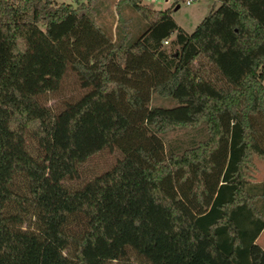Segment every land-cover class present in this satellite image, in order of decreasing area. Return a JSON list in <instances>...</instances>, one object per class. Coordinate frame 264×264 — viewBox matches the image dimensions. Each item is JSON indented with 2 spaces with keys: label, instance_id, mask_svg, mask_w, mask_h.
I'll use <instances>...</instances> for the list:
<instances>
[{
  "label": "trees",
  "instance_id": "16d2710c",
  "mask_svg": "<svg viewBox=\"0 0 264 264\" xmlns=\"http://www.w3.org/2000/svg\"><path fill=\"white\" fill-rule=\"evenodd\" d=\"M98 1L0 0V264H264V0H217L190 32L173 4L116 0L140 31L98 25L85 64ZM153 91L182 117L146 121ZM101 150L119 156L82 175Z\"/></svg>",
  "mask_w": 264,
  "mask_h": 264
},
{
  "label": "rangeland",
  "instance_id": "374dc122",
  "mask_svg": "<svg viewBox=\"0 0 264 264\" xmlns=\"http://www.w3.org/2000/svg\"><path fill=\"white\" fill-rule=\"evenodd\" d=\"M56 1L70 2L73 4L75 3V0ZM115 1L116 0H99L90 12L89 16L92 20L88 17H83L76 24V26H78V29L83 32V36H85V38H88V40L93 41L89 51L86 52V55L82 58L85 64H90L111 41L98 31V25L109 27L111 33L113 34L115 21L117 17L121 16L122 14V16L126 18V28L131 35H133L134 32V34L136 35L138 31H140V29L137 28L138 25L142 22V19H140L134 11L126 8L125 6L122 7L121 2H119L118 6H115ZM217 4V0H194L189 4H185L182 1H179L176 8H174L173 6L170 7L169 13L177 25H179L185 31L190 32L193 29L194 25H196L198 21L207 14L210 5L216 6ZM169 5V2L160 1L159 3L152 4V7L165 8ZM83 53L85 54V52ZM135 60L138 65L140 63L142 65H152L149 62V59L145 56L135 58ZM169 106L176 107L172 111V114H174L176 117H182L184 104H182L181 102L178 103L174 98L158 95L153 91L149 101L150 108L146 121H148L149 115L153 111L166 112L161 107ZM191 135L192 130H190L189 127L181 126L169 129L161 136L166 147H182L188 143V139ZM118 156L119 154L116 150H101L90 156L81 165V174L88 175L98 173L109 167ZM249 172L250 177L252 178H264V164L260 161H257V164L251 161ZM76 182V180L69 181L70 184H75ZM261 237H263L264 239V229L262 230ZM256 244L260 247L264 246V242L261 243L260 238L257 240Z\"/></svg>",
  "mask_w": 264,
  "mask_h": 264
},
{
  "label": "crops",
  "instance_id": "0c3cea01",
  "mask_svg": "<svg viewBox=\"0 0 264 264\" xmlns=\"http://www.w3.org/2000/svg\"><path fill=\"white\" fill-rule=\"evenodd\" d=\"M250 159H252L251 161H253L255 164H257V161H260L261 163L264 164V160H263L261 157L257 156V155L252 154ZM251 180H253V181H258V180H264V178H252V177H251ZM263 229H264V227L261 229V231H260V232L258 233V235L256 236V238H255V242H257V240H258L259 238H260L261 243L264 242L263 237H261V233H262V230H263ZM261 248L264 249V246H261Z\"/></svg>",
  "mask_w": 264,
  "mask_h": 264
},
{
  "label": "built area",
  "instance_id": "2783aa9c",
  "mask_svg": "<svg viewBox=\"0 0 264 264\" xmlns=\"http://www.w3.org/2000/svg\"><path fill=\"white\" fill-rule=\"evenodd\" d=\"M141 1H142L143 3H145V4H147V5L150 6V7H152V4H154V3H159L160 1H162V2H169L170 4H173V6L176 4V3H175L176 0H141ZM179 1H182V2L185 3V4H189V3L193 2L194 0H178V2H179ZM178 2H177V4H178ZM174 3H175V4H174ZM162 42L165 43L166 40L163 39Z\"/></svg>",
  "mask_w": 264,
  "mask_h": 264
},
{
  "label": "water",
  "instance_id": "95a60500",
  "mask_svg": "<svg viewBox=\"0 0 264 264\" xmlns=\"http://www.w3.org/2000/svg\"><path fill=\"white\" fill-rule=\"evenodd\" d=\"M178 6V4H175L174 8H176Z\"/></svg>",
  "mask_w": 264,
  "mask_h": 264
}]
</instances>
